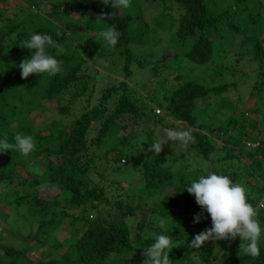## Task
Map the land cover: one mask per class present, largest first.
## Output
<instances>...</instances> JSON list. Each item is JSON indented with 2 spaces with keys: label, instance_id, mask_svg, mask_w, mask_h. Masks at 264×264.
<instances>
[{
  "label": "trees",
  "instance_id": "trees-1",
  "mask_svg": "<svg viewBox=\"0 0 264 264\" xmlns=\"http://www.w3.org/2000/svg\"><path fill=\"white\" fill-rule=\"evenodd\" d=\"M34 1L30 0V3L34 4ZM174 1L180 11L176 15L174 30L170 31L169 36L174 42L179 43L178 46H184L180 54L195 64L211 60L214 38L220 36L222 30L228 31L233 36L236 33H243V28L250 24H253L250 30L256 31L260 24V14L257 13L260 10V0L253 3L256 5V12L249 10L250 3L252 4L250 0H232L222 8L215 5L214 0ZM139 6L140 0H130L129 8H111L110 5L100 3V0H57L51 2V9L46 15L31 13L0 35V139L7 136L8 142L14 143V136L17 133L31 135L34 138L35 150L31 152L30 157L38 159L43 165L41 174L32 175L29 179L21 178L15 187L12 183L13 176L0 171V183L6 179L7 194L13 193L17 197L36 195L38 185L57 191V198L55 196L52 200H47L46 206L42 204L45 201L43 199H35V206H32L33 213L51 214L49 218L40 219L34 233L30 235L36 242H42L43 239L39 237L47 235L48 231L58 224L59 220L52 217L55 214L54 208L58 205L61 206L58 212L60 216H67L69 208H78L76 215L70 216V223L74 224L77 220L82 222V230L66 243L65 250L59 257H50L34 264H127L130 259L136 260L133 264H140L143 259L140 255L142 247L152 244L156 235H169L174 245L179 243L187 246V242L191 241L195 234L211 226V219L207 213H204L205 218L200 222L193 223V216L200 212V207L195 203L194 196L185 189L191 180L199 177V171L194 168L176 171L166 165L168 160L174 161L171 157L173 153L179 152L178 156L183 158L182 151L174 147V143L178 141H168L159 155L148 151L151 142L167 140V138H159L150 127L145 128L143 132L130 130L127 134H121L117 141L119 145L114 146L112 142L109 147L103 149L104 157L106 152L112 151V158L129 163L136 171L138 184L142 185L138 188V192L152 196L157 191L161 192L162 188L172 187L148 213V221L152 224L161 220L165 222L164 227L158 225L162 228L159 233L152 235L151 230L144 225L147 221L144 217L137 220L133 227H130L131 223L125 222L123 216L133 215V209L128 202L122 201L119 193L115 194L113 199L107 196L105 185L102 183L106 167H102V172H96V168L99 167L96 164L99 158L96 151L107 141L105 137L108 134H114L123 127L121 122L126 119H130L128 123L130 125L131 122L136 125L142 119L157 124L162 123L163 116H168L172 121L179 122L182 127H191L194 139L187 145L180 144L184 148L192 149L196 156L199 155L204 159L214 150L213 139H207V133L214 137L225 134L227 144L223 145L224 155L221 159H227L228 164L219 166L218 174H227L233 182L242 181L245 184L246 181L248 201L254 207H258L260 202L264 201V163L262 162L264 131L260 130L255 138L258 120L254 116L257 109L252 107L247 111L230 113L225 117L224 123L218 126L201 122L194 114L198 100L207 103L209 93L224 89L226 84L208 87L193 79L179 82L181 77L175 75L173 77L175 84H172L167 94L160 100L155 99V106L161 108L163 112V116H159L153 112L152 105L138 103L134 96L135 89L122 80L100 89L96 102L90 107L86 104L82 105L79 114L69 122L61 120L60 116L71 114L70 105L75 99L83 97L90 81V75L83 72L87 67L85 59L76 50L73 42L68 40L69 30L83 23L92 26L98 33L109 26H114L120 33L118 42L114 47H110L107 43L106 46L109 54L114 53L121 57L122 75L128 77L131 74L130 64L133 61L139 66L144 65L134 57L130 45L145 44L151 31L148 25L138 18ZM101 12L108 13L107 17L98 18ZM234 16H240V19L234 20ZM155 23L161 26L160 28L165 24L160 19H155ZM167 24L170 27L169 19ZM18 26H21L22 31L15 33L14 29ZM24 34L26 36L47 34L63 45L65 51L60 55L56 54V49L46 46L48 54L61 62L60 70L55 75L34 73L27 78H21L18 65L22 59L30 58L34 52L21 47L28 40L23 38ZM99 39L100 36L91 45L98 43ZM242 43L250 45L251 58L259 64L252 89L260 95V91L264 89V48L255 36H245L240 45ZM104 53L99 51L93 56L100 57ZM177 55L174 53L170 57ZM165 59L167 58L163 60ZM155 61L150 62V70L154 71L157 68L155 72H159V65ZM90 98L92 95H88L86 101ZM44 102L55 103L51 111L58 118H51L41 128H36L27 117V113L40 107ZM261 103L259 102L260 105ZM247 113L251 117H245ZM16 118L21 124L17 126L14 134L9 124ZM91 130L94 134L90 136ZM129 135L136 142L129 141ZM139 139H141L140 143L137 142ZM252 139H256L255 145H251L255 142ZM6 152L14 154V162L24 165L26 158L21 159L19 151ZM52 155H58V160L54 161L50 157ZM242 155L249 159V162H244L243 172L241 166L232 161L234 158L239 163V156ZM93 170L98 179L91 176L94 174ZM253 176L254 180L249 182L247 178ZM24 185L31 187L25 189ZM48 207L50 211L47 210ZM100 207L101 212L98 211ZM89 211H94V219L89 218L87 214ZM258 219L261 229L264 230V208L259 209ZM138 232L141 233L137 234ZM227 242L229 247H223L221 252L215 249L211 240L200 248L182 250L174 246L169 252V258L171 264H264L263 237H260V254L256 257L245 255L239 250V237ZM56 246L59 244H55ZM29 247L30 244L16 249L0 244V262L18 264L25 261L33 264L25 257ZM18 257H22V260L17 262Z\"/></svg>",
  "mask_w": 264,
  "mask_h": 264
},
{
  "label": "rangeland",
  "instance_id": "rangeland-1",
  "mask_svg": "<svg viewBox=\"0 0 264 264\" xmlns=\"http://www.w3.org/2000/svg\"><path fill=\"white\" fill-rule=\"evenodd\" d=\"M54 1L57 0H35L33 4L30 3V0H0V35L5 32L8 27L31 13L46 15L51 9V2ZM250 1L252 4L250 3L249 10L256 12V5L253 3H256L257 0ZM231 2L232 0H214V4L219 5L220 8ZM259 5L260 10L257 13L260 14V24L256 31L250 30L253 24L244 27L243 33H236L233 36H231L228 31L222 30L220 32L221 35L215 36L214 38L211 60L202 64H195L185 59L184 56L180 54L184 46H178L179 43L174 42L169 36L170 31L174 30L176 15H178L180 11L175 1L164 0L161 2L160 0H140V16L138 18L146 23L151 31L148 33V40L145 44L130 45L134 57L139 59L144 65L139 66L133 61L130 64L131 74L128 77L122 75L121 57L114 53L109 54L106 42L102 38L99 39L100 41L95 45H91V43L99 38V33L95 28L84 23L74 26L69 30L68 40L73 42L76 50L85 59L87 67L83 69V72L90 75V81L88 83V90L83 97L75 99L70 105L71 114L65 117L60 116L61 120L66 123L69 122L79 114L82 105L86 104L87 107H90L96 102V96L100 89L104 88L106 85L116 84L122 80L126 81L129 86L135 89L134 96L137 98L138 103L144 102L147 106L152 105L154 107L153 112L160 116L163 112L161 108L155 106V101L160 100L167 94L173 86L172 84H175L173 77L176 75L181 77L178 80L179 82L193 79L208 87L226 84L224 89L214 93L210 92L207 103H202L198 100L196 102L194 114L197 115L199 121L211 126H218L221 125L222 122L224 123L225 117H228L230 113H235V111H247L249 108L255 107L257 112L254 117L258 120V129L254 133L256 138L260 130L264 131V89L260 91V95L252 89L254 77L258 74L259 64L256 60L251 58L252 52H250V45L247 43H242V45H240V43L244 40L245 36H255L261 41V45L264 48V0H260ZM132 12L133 10H131V13ZM167 14H169V16L166 17ZM242 18L243 17H241V19ZM155 19H160L165 22L164 27L160 28L161 26L155 23ZM168 19L171 21L170 27L167 24ZM233 19L239 20L240 16H234ZM21 31V26L14 29L15 33H20ZM30 37L31 35H23L24 39H30ZM99 51H104L105 56L94 57L93 55ZM174 53L178 55L176 57H170V55ZM164 58L167 59L163 60ZM151 61H155L156 64L159 65V67L157 66L159 72H155L157 68H155L154 71L150 70ZM160 61L163 63H160ZM88 95H92V98L86 101ZM259 102H262L261 105ZM53 106H55L54 102H44L40 107L28 111L27 117L31 120L34 127L41 128L42 125L51 118H58V116L51 111ZM245 117L251 116L247 113ZM129 122L130 119L123 120L121 122L123 127L118 129L114 134H108L105 137L107 141L96 151L97 156H99L96 161L97 166H99L96 168V172H102V167H106L104 175L102 176L104 178H102V183L105 185L104 189L107 196L113 199V196L119 193L122 201L128 202L132 207L133 215L125 214L123 216L125 222L127 224L131 223L130 227H133L137 220H141V218L144 217V220H147L144 222V225L151 230L153 235L159 233L162 228L158 226L160 222L152 224L148 221V213L152 210L155 203L161 199L164 194L168 193L172 187L162 188L161 192L157 191L152 196L151 194L145 195V192H138V188H141L142 185L141 183L138 184L139 179L136 171L131 168L129 163L112 158V151L106 152V157H104L103 149L109 147L112 142H114V146L119 145L117 142L119 141V136L121 134H127L130 130L133 132H143L145 128L150 127L159 138L165 139L167 138L165 129L183 127L179 122L172 121L168 116H163L162 123L159 122L157 124L146 122L143 119L136 125L132 122L130 125L128 124ZM20 124L21 121L17 118L10 122L9 127L12 133L16 134L17 126ZM92 125L95 124L92 123ZM203 132L205 134L206 130L204 129ZM93 134L94 131L91 130L89 135L91 136ZM225 138V134L214 137L207 133V139H213L214 150L206 159L199 155L196 156L192 149L184 148V146L180 144V141L175 142L174 147L182 151L183 158L178 156L179 152L173 153L171 157L174 158V161L171 162L168 160L166 165L171 170L176 171H180L183 168H194L199 171V176L207 174L208 172L219 173V166L228 164L227 159H221L224 155L223 145L227 144ZM128 140L136 142L131 138V135L128 136ZM252 140L255 142L251 145H255L256 139ZM137 142L140 143L141 139ZM135 152H137V149H135ZM30 156L31 153L26 157L21 155V159L26 158L24 165H21L13 161L14 154L6 151L0 152V171L4 174L13 176L12 183L14 187L18 185L21 178L29 179L32 175L41 174L43 165L38 159ZM50 157L54 159V161L58 160V155H52ZM239 157V163H237L234 158L232 161H234L235 164H239L243 172L245 170L244 162H249V159H246L245 155ZM113 162L115 164H113ZM262 162L264 163V161ZM229 170H231V167H229ZM95 174L94 172L91 176L94 179H98ZM247 179H249V182H252L254 176L253 178L248 177ZM110 180L119 184H113ZM121 181H123V183H121ZM5 182L6 179L0 183V244L16 249L24 248L26 245L30 244V247L25 252V257L33 264L37 261H45L50 257H59L65 250L66 243L70 242L72 237L75 234L78 235L80 230H82L81 220H77L74 224L70 223V216H75L78 208H69L67 216H60L58 212L61 206L58 205L55 207V214L52 217L59 220L58 224L54 229L49 230L47 235L39 237V239H43L42 242H36L30 235L34 233L37 222L40 219L49 218L51 214L41 212L33 213L32 206H35V199L45 200L42 204L44 203L46 206L48 203L47 200H52L55 196L57 198V191L38 185L36 195L17 197L13 193L12 195L7 194ZM121 185L122 187H120ZM244 185L246 187V181ZM29 186L27 185L25 187L24 185V188L30 189L31 186ZM6 201H8V203H6ZM47 210L50 211L51 209L48 207ZM98 211L101 212L102 208L100 207ZM87 214L89 216L94 215V211H89ZM140 233L141 232H138L137 234ZM262 237L264 238V230L261 232V238ZM220 242L223 243L221 244ZM55 244H59V246L55 247ZM212 244L218 252H221L223 247H229V242L224 240H213ZM176 246L177 249L180 248L182 250L188 248V246H182L179 243H177ZM21 258L22 257H18L17 262L22 260ZM135 262V259H130L126 263L133 264ZM0 264L4 263L0 262ZM18 264L28 263L24 261Z\"/></svg>",
  "mask_w": 264,
  "mask_h": 264
},
{
  "label": "clouds",
  "instance_id": "clouds-1",
  "mask_svg": "<svg viewBox=\"0 0 264 264\" xmlns=\"http://www.w3.org/2000/svg\"><path fill=\"white\" fill-rule=\"evenodd\" d=\"M103 5L111 8H129L130 0H100ZM108 13L101 12L97 17L106 18ZM110 47H114L120 33L114 26L98 34ZM15 39V34H13ZM46 46L56 49V54H62L65 49L47 34H32L21 47L34 50L30 58H24L19 63L21 78H27L30 74L55 75L61 67V62L53 55L48 54ZM167 140L153 141L148 146V151L159 155L163 146L168 141H180L187 145L194 137L191 127L165 129ZM7 150L19 151L23 156H28L35 150L34 138L31 135L17 133L14 143H9L7 136L0 139V152ZM194 196L195 203L200 207V212L194 214L193 223L204 219V213L211 219V226L195 234L191 241L187 242L188 248H200L207 241L240 239L239 250L245 255L256 257L260 254L259 240L261 237V225L258 219V211L264 208V201L258 207L249 203L247 189L244 183L233 182L228 176L216 172H208L197 179L191 180L185 188ZM6 190V189H5ZM94 219L95 216L89 217ZM164 221L160 226L164 227ZM176 246L169 235H156L152 244L142 247L140 255L143 257L140 264H171L169 252Z\"/></svg>",
  "mask_w": 264,
  "mask_h": 264
},
{
  "label": "built area",
  "instance_id": "built-area-1",
  "mask_svg": "<svg viewBox=\"0 0 264 264\" xmlns=\"http://www.w3.org/2000/svg\"><path fill=\"white\" fill-rule=\"evenodd\" d=\"M157 110V109H156Z\"/></svg>",
  "mask_w": 264,
  "mask_h": 264
}]
</instances>
